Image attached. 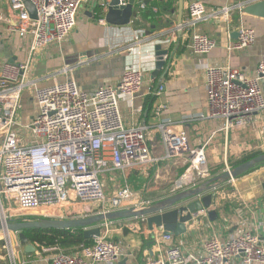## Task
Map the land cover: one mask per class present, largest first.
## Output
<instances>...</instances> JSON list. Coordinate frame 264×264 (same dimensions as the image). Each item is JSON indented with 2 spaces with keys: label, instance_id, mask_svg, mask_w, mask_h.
Listing matches in <instances>:
<instances>
[{
  "label": "built area",
  "instance_id": "obj_1",
  "mask_svg": "<svg viewBox=\"0 0 264 264\" xmlns=\"http://www.w3.org/2000/svg\"><path fill=\"white\" fill-rule=\"evenodd\" d=\"M30 1L36 17L30 15L23 0H7V10L0 7L3 38L29 40L25 60H8L0 66V219H71L145 208L153 202L143 198L132 203L134 193L128 185L108 197L100 175L110 168L126 173L183 152L188 153L191 166L170 188L171 195L211 178L205 146L191 147L184 132L173 130L166 121L159 122L164 147V156L159 157L150 146L147 126L124 122L119 94L133 97L141 91L145 82L143 69L127 68L116 84H103L93 91L82 89L73 76L40 84L32 76L36 54L51 45L61 46L75 28L80 9L94 0ZM254 1L260 0L208 7L192 0L187 3L186 20L178 24L177 30H189V47L194 54H207L216 47L217 40L202 32L199 24L208 19L229 21L234 11H242ZM107 3L103 0L100 5L106 7ZM100 18L106 23L104 16ZM238 32L231 50L243 51L255 43L254 27L241 24ZM29 87L34 89L37 111L30 120H20L17 114L21 98ZM164 89L161 81L154 94L158 97ZM205 90L207 116L221 120L225 131L258 130L264 149V54L253 72L229 65L207 66ZM167 109L165 102L154 104L156 115ZM202 215L207 216L208 211L194 213L193 221L201 223ZM140 219L146 222V217ZM114 224L115 220L102 221L99 236L68 247L70 252L60 243L66 235H57L56 242L50 245L30 240L36 250L29 257L19 239L20 231L2 232L0 263L114 264L126 254L123 243L109 236ZM85 229L88 227L70 228L69 235L84 234ZM154 234L160 255L147 264H238L237 260L240 264H264V236L243 226L225 240L211 236L201 252L185 251L175 245L173 234L163 228L154 230Z\"/></svg>",
  "mask_w": 264,
  "mask_h": 264
},
{
  "label": "crops",
  "instance_id": "obj_2",
  "mask_svg": "<svg viewBox=\"0 0 264 264\" xmlns=\"http://www.w3.org/2000/svg\"><path fill=\"white\" fill-rule=\"evenodd\" d=\"M101 1L103 0L93 1L80 9L75 28L61 46L51 45L36 54L32 76L40 84L63 81L73 76L82 89L93 91L103 84H116L127 68H141L145 71L141 91L133 97L120 93V107L127 125L147 126L149 143L155 156H164L161 133L157 127L162 121L170 123L175 131L184 132L191 147L205 146V153L207 149L211 150V160L207 159L209 172L210 167L215 169L222 159L226 160L227 168L228 159L235 160L247 153L264 151L258 130L225 131L221 120L207 116L205 90V70L209 65H229L249 72L255 70L264 54V17L236 10L229 21H202L198 28L215 38L217 45L207 54H194L189 47V30H177L179 0L176 3L174 0H135V10L139 6L141 8L142 4L156 3L157 5L152 6L156 14L148 19L133 18L129 25L122 26L103 23L100 16L97 17ZM190 1L192 0H185L183 21L186 20V7ZM199 1L208 7H219L235 4L240 0ZM0 7L7 10V0H0ZM241 24L255 28V43L243 51L231 50V44L237 40L234 32ZM1 27L3 24H0V33L3 32ZM158 43L170 50V66L169 69L164 67L153 78L154 48ZM28 48L27 38L15 37L8 40L0 34V66L8 60H25ZM151 78L154 80L152 83ZM161 81L165 89L157 97L154 90ZM148 96L155 98L154 104L167 103L168 109L160 115H156L154 109L149 112L145 107ZM36 111L37 105L33 114ZM186 157L188 153L183 152L145 167L130 169L126 173L110 168L104 173L106 177L115 186L120 181L123 182L122 187L112 191L110 197L126 185L134 193L132 203L143 198L156 202L170 196V188L187 173L188 169L182 172L186 167ZM180 172L182 173L179 175ZM220 172L222 171L215 173ZM245 173L235 177L233 182L228 180L222 183L216 189L213 202V207L218 210L216 220L212 221L208 215H202L201 223L198 220L186 223L187 232L176 236L173 243L180 245L185 251L201 252L204 242L211 236L217 235L225 240L242 226L264 236V164ZM112 227L109 236L121 241L126 249V254L114 264H124L126 258V264H147L150 259L160 255L154 234L157 227L150 229L147 222L136 217L115 220Z\"/></svg>",
  "mask_w": 264,
  "mask_h": 264
},
{
  "label": "water",
  "instance_id": "obj_3",
  "mask_svg": "<svg viewBox=\"0 0 264 264\" xmlns=\"http://www.w3.org/2000/svg\"><path fill=\"white\" fill-rule=\"evenodd\" d=\"M32 17H36V9L30 0H23ZM123 1V2H122ZM108 0L107 6H101L103 9L104 18L107 24L110 25H129L136 16L134 9L135 0ZM185 0H179L178 24H181L184 16ZM247 14L264 17V0L248 3L242 8ZM235 38L239 37V32H234ZM154 69L152 71L153 78H156L160 71L166 67L169 69L168 57L170 50L163 48L158 43L154 48ZM264 162V152L240 163L232 169L224 170L223 172L212 176L198 186L193 188L178 191L177 193L164 197L153 202L151 205L136 209L125 208L115 211H110L105 214H93L87 217L71 218V219H50L42 218L31 221H12L0 219V233L10 231H20L19 239L24 245L27 253H33L36 248L30 242L29 237L25 233V229H70V228H86L84 237L92 238L94 235L99 236L101 229L99 224L104 220H119L125 218H140L146 217V222L150 229L155 227L163 228L166 232L173 234V240L176 236L187 232L186 223L193 220V214L200 210L206 209L208 217L214 221L218 216L217 210L213 207L214 198L216 197V189L222 183L240 176L241 174L251 170L257 165ZM264 187V184H263ZM128 258L125 259L126 264Z\"/></svg>",
  "mask_w": 264,
  "mask_h": 264
},
{
  "label": "trees",
  "instance_id": "obj_4",
  "mask_svg": "<svg viewBox=\"0 0 264 264\" xmlns=\"http://www.w3.org/2000/svg\"><path fill=\"white\" fill-rule=\"evenodd\" d=\"M174 2L176 3V0H174ZM157 5L156 3H148L145 5V8H149L150 10H145V9H141L140 6L138 7V9H136V16L134 18H137V20H139V17H142V18H145V19H148L150 18L151 16H154V14H156L154 11H153V7L152 6H155ZM98 16L99 17L102 13H103V9L102 7H98ZM141 20V19H140ZM155 98L153 96H148L147 97V101L145 103V107L149 109V112L154 109V100ZM264 151H254V152H251V153H247L245 154L244 156H242L241 158L239 159H235V160H230V163L232 165V167H235L237 165H239L240 163L242 162H245L261 153H263ZM261 164H264V163H261ZM261 164L257 165L256 167L260 166ZM256 167L252 168L251 170L249 171H252L254 170ZM248 171V172H249ZM212 172H213V175L216 174L215 172H218V171H215V169H212ZM247 173V172H246ZM245 173V174H246ZM218 212V210H217ZM26 235L29 237V239L31 241H39V242H42V243H45L47 245H50V244H54L56 241H55V238L57 237V235H66V238L64 239H61L60 240V243L61 245L66 248V251L70 252L72 251L71 248H68L72 245H75L76 243L78 242H81V241H86V242H90L92 239H86L84 237V234L82 232L78 233V234H74V235H69V230L68 229H38V228H30V229H25L24 230ZM116 239V238H114ZM2 264V263H0Z\"/></svg>",
  "mask_w": 264,
  "mask_h": 264
},
{
  "label": "rangeland",
  "instance_id": "obj_5",
  "mask_svg": "<svg viewBox=\"0 0 264 264\" xmlns=\"http://www.w3.org/2000/svg\"><path fill=\"white\" fill-rule=\"evenodd\" d=\"M94 1H98V0H94ZM87 4H85L83 8L86 7ZM35 107H36V101H35V98H34V89L33 88H26L23 92V95H22V98H21V102H20V108L18 110V114L17 116L19 117L20 120H30L32 115H33V112L35 111ZM206 156H207V159L208 161L211 160V150L210 149H207L206 150ZM228 163H229V169H232V165L230 163V160L228 159ZM186 166L185 169L182 170L186 172V170L191 166V161L189 159V156L186 157V164L184 165ZM210 169L212 170L213 168L210 167ZM226 170V160L225 159H222L219 161V163L217 164V166L215 167V171H224ZM210 170V177H212L213 175V172ZM180 172L179 175L182 173ZM184 172V173H185ZM221 173V172H220ZM173 177H176L175 175ZM100 179H101V182H102V185H103V188H104V192L106 193V195L108 197H110L111 195V192L114 191L116 188H118L119 186L122 187L123 185V182H119L117 186H115L113 184L112 181H110V179L108 177H106V174H101L100 175ZM120 189V188H118ZM116 189V190H118ZM169 191V190H168ZM162 193V192H160ZM0 247H1V244H0ZM26 256L29 257V253L26 252Z\"/></svg>",
  "mask_w": 264,
  "mask_h": 264
}]
</instances>
